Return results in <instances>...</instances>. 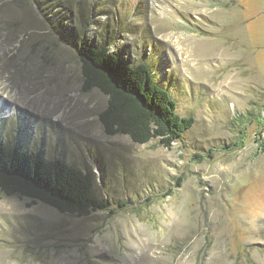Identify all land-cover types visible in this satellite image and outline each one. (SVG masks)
<instances>
[{
	"label": "rangeland",
	"instance_id": "374dc122",
	"mask_svg": "<svg viewBox=\"0 0 264 264\" xmlns=\"http://www.w3.org/2000/svg\"><path fill=\"white\" fill-rule=\"evenodd\" d=\"M62 1L0 0V144L90 172L110 206L1 196L0 264H264V0ZM60 27L147 63L191 129L105 135Z\"/></svg>",
	"mask_w": 264,
	"mask_h": 264
},
{
	"label": "trees",
	"instance_id": "16d2710c",
	"mask_svg": "<svg viewBox=\"0 0 264 264\" xmlns=\"http://www.w3.org/2000/svg\"><path fill=\"white\" fill-rule=\"evenodd\" d=\"M63 2L58 3L60 10L67 9ZM56 32L62 38L66 32L67 43L76 53L81 91L96 89L107 97L105 108L97 115L105 135L128 136L139 145L158 140L161 146L170 148L191 129L193 117L177 114L169 90L154 77L147 63L132 65L128 60L130 54L120 53V45L116 52H111L109 46L91 42L85 29L60 27ZM11 146L0 144V197L27 199L31 204L41 203L60 214L79 218L109 208L108 199L93 194L90 172L59 159L48 160L28 148L19 150ZM260 148L264 152V140Z\"/></svg>",
	"mask_w": 264,
	"mask_h": 264
}]
</instances>
